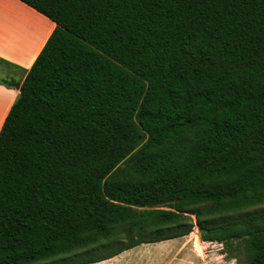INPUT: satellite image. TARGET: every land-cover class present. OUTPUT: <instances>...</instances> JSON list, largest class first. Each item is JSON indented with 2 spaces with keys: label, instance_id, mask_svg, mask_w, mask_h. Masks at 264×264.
I'll return each mask as SVG.
<instances>
[{
  "label": "trees",
  "instance_id": "trees-1",
  "mask_svg": "<svg viewBox=\"0 0 264 264\" xmlns=\"http://www.w3.org/2000/svg\"><path fill=\"white\" fill-rule=\"evenodd\" d=\"M20 1L56 27L0 81L20 89L0 264H99L195 226L264 264V0Z\"/></svg>",
  "mask_w": 264,
  "mask_h": 264
},
{
  "label": "crops",
  "instance_id": "crops-1",
  "mask_svg": "<svg viewBox=\"0 0 264 264\" xmlns=\"http://www.w3.org/2000/svg\"><path fill=\"white\" fill-rule=\"evenodd\" d=\"M55 27L54 22L20 0H0V58L6 61L0 63V73L11 74L12 66L21 68L23 65L26 68L22 67V71H16L14 74L25 77ZM19 94V88L0 84V132ZM195 236L198 238V235ZM199 244L208 246L212 242H202L198 239Z\"/></svg>",
  "mask_w": 264,
  "mask_h": 264
},
{
  "label": "rangeland",
  "instance_id": "rangeland-1",
  "mask_svg": "<svg viewBox=\"0 0 264 264\" xmlns=\"http://www.w3.org/2000/svg\"><path fill=\"white\" fill-rule=\"evenodd\" d=\"M22 67L26 68L23 65L21 68L12 66L11 74L0 73V81L9 80L12 76L23 79L24 75L14 74L16 71H22ZM198 239L201 240L200 233L195 226L192 234L187 237L141 245L103 264H244L246 262L244 248L240 241H232L227 245L212 243L207 246L198 245Z\"/></svg>",
  "mask_w": 264,
  "mask_h": 264
}]
</instances>
